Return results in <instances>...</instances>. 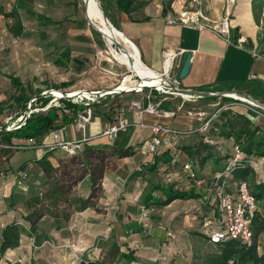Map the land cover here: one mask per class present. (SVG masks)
Returning a JSON list of instances; mask_svg holds the SVG:
<instances>
[{"label":"rangeland","instance_id":"1","mask_svg":"<svg viewBox=\"0 0 264 264\" xmlns=\"http://www.w3.org/2000/svg\"><path fill=\"white\" fill-rule=\"evenodd\" d=\"M15 1L0 0V7L10 11ZM104 1L106 0H99L100 5ZM138 1L145 3V6L137 10L136 14L142 17L145 14L150 16L161 14L162 7L169 3V13L175 14V9L176 11L189 9L190 0ZM211 2L213 8H210ZM172 3H175V8H171ZM254 3L253 16L257 26L255 38L258 44L256 54L257 58L264 59V0H254ZM204 4L209 6V13L217 9L218 5L222 4V0H206ZM29 8L50 19L64 21L60 25L44 26L37 21L35 16L19 10V18L24 27L23 35L13 37L10 32V26L13 25L12 20L0 14V102H4L0 113V128L2 126L12 128L18 119L10 120V117L14 116L18 110L17 106L8 100L14 92L7 78L12 73L23 83L30 82L33 89L42 90V94L50 93L51 103L57 106L59 105L58 99L62 97L57 96L60 93L112 91L122 85L124 78L129 79L126 83L127 87L141 81L127 66L118 63L110 55V46L99 32L92 29L86 18L83 0H32ZM107 9L110 16L120 17L121 13L116 11L113 4L107 2ZM240 18L246 21L245 16L241 15ZM231 19L232 13L229 15V20ZM92 30L98 34L94 36ZM112 47L117 49L115 45ZM66 48H69L71 57L86 61L80 73H76L71 61L66 66L57 65L59 61L64 63L62 53ZM70 79L74 82L72 86L58 90L52 88ZM261 82L264 84V81ZM144 92H147V89ZM133 93L136 92L124 89V91L109 96L112 100L116 95L114 99L117 98V100L113 104L109 100L107 105L100 106L99 102L95 101L99 106L93 109L108 112L110 121L116 122L120 115L117 108L125 107L126 109V105L131 100L141 98V96H133ZM242 93L245 94L244 91ZM184 97L175 100L180 106H184L185 115L192 113L190 116L195 119L193 120L194 125L199 123L202 117H204L202 120L204 122H206L204 119L208 121L215 119L219 111L227 107L236 113L248 115L252 121H258L259 117L264 120V114L261 112L263 110L250 105L249 102L248 104L245 100L229 97L239 102L230 103L224 101L222 97L209 100ZM73 99L78 104L83 103L78 97ZM38 106H34L36 108L34 111H40ZM27 107H30L29 103ZM114 107L117 110L113 109ZM45 109L41 110L45 111ZM29 111L31 110L28 109L26 113ZM174 111L178 110L174 109ZM95 117L97 116L91 114L90 121ZM122 117L130 119L127 110L124 111ZM80 123L78 115L77 125ZM87 124L85 123V128ZM207 128L208 124L204 125L202 130H198L196 136L193 133L189 134L191 139L188 138L189 136L177 135L173 137L176 139L170 138L169 142L162 146V152L169 149L170 154L176 157L174 160L176 165L171 162L169 166L161 165L155 171H149L148 167L152 164L153 157L157 155L148 152L149 140L142 149L143 153L134 159L110 158L105 173L111 170L117 176L115 189L109 194H104L103 177L101 192L95 202V207L73 212L67 221H60V223L54 222L49 215L44 216L38 224L39 244L30 234L28 224L24 220L27 214L24 202L32 194L42 191L44 180L36 165L26 168L27 177L21 181L23 189L17 184L11 188L7 196L0 195V230L4 224L14 221H18V225L22 228L18 250L5 253L0 264H102L105 251L112 242H116L122 251H132L135 257V260L130 263L121 260L113 264H206L207 257L216 251V247L208 244L203 235V223L211 215L212 206L209 204L212 197L206 194L207 188L209 189L208 183L216 173L215 166L209 163L204 170L197 173L196 190L198 192L203 190L206 193V199L210 202L205 205L202 201H197L200 205L198 209L174 205L167 208L152 207L147 210L141 204V197L147 188L144 182L172 184L181 190L190 188L191 182L185 177L186 173L181 170L185 157L180 155L178 149L182 144L196 139L197 135L206 134ZM261 128H264V124ZM78 129L80 135L85 130L79 125ZM79 138L80 136L77 135L74 141H78ZM0 144L7 145L5 142H0ZM232 144L231 140L220 142V154L228 157L222 163L230 159ZM82 149L76 153H80ZM55 153L57 155L51 156L54 165H57V160L67 155L76 154L62 151L60 148L55 150ZM4 161H8V156H5L3 148H0V163ZM16 161L17 159L13 158V162ZM7 167L10 169L9 166ZM135 173L139 174L135 176ZM263 178L264 175L259 177L253 171L247 180L252 188V185L261 182ZM76 193L77 187L73 192V197H77ZM134 226H140L141 231L134 230ZM259 242L264 243V233L259 237Z\"/></svg>","mask_w":264,"mask_h":264},{"label":"trees","instance_id":"2","mask_svg":"<svg viewBox=\"0 0 264 264\" xmlns=\"http://www.w3.org/2000/svg\"><path fill=\"white\" fill-rule=\"evenodd\" d=\"M32 0H16L13 8L10 11H6L0 7V14L6 19H11L13 25L10 26V32L13 37H19L23 35L24 27L19 18V10H24L35 16L37 21L41 25H60L64 20H53L45 15L35 13L29 8V3ZM107 2L114 5L118 13L125 14L129 19H132V15L140 8L145 6L144 2L138 0H106L101 2V9L104 15L109 20L114 28L120 31L119 18L110 16L107 9ZM170 12V3L162 7L161 15L165 17ZM148 20V17L142 19V21ZM92 34L96 36L98 33L92 30ZM236 36L234 37V41ZM64 57V63H57L58 66H66L68 62H72L76 73H80L84 68V62L75 57H71L69 48H66L62 53ZM13 88V94L10 95L8 100L11 104L17 106V111L14 116L10 117V120H16L20 116H23V120L14 125L10 130H6V126L0 128V142H5L7 145H11L12 138L20 139H34L38 145V140L45 135L49 130L55 128V122L59 119L63 124H73L78 115L85 109L90 108L92 116H103L105 119L109 118L108 112L95 111L93 108H98L97 103H88V105L78 104L74 102V99H68L61 97L58 99L59 105L51 103L52 95L48 92L42 94V90L33 89L32 84L23 83L15 74L7 76ZM74 84L73 80H67L54 85V90L68 88ZM196 91H237L243 92L245 95L251 96L254 99L264 103V84L256 79H249L248 81H230L219 85L217 87L202 86L194 89ZM154 95H159L153 91ZM109 96L98 99L100 106H105L109 102ZM113 96L110 103L113 104L116 100ZM217 97L203 98L205 100L216 99ZM33 99V101H30ZM224 101L230 103H239L236 99L229 97H222ZM30 107H27V104ZM4 102H0V113L2 112ZM39 105L37 108L40 111H34V106ZM46 108L45 111L41 109ZM112 108V106H110ZM31 110L28 116L26 112ZM159 109L165 112L174 111V108L168 101L161 100L159 102ZM264 114V111H261ZM208 121V119H205ZM202 127V126H201ZM206 134L197 135L198 137L192 139L187 144H182L179 147L180 155L185 157V161L181 165L186 175L185 177L193 183L194 186L188 190H181L175 188L172 184H154L147 183V188L141 197V204L143 208L150 209L151 207H165L174 200H196L202 201L203 204H209L206 199L208 195H203L196 190L195 184L197 182V173L204 170L206 165L212 163L215 166L216 171L223 169L226 162L223 160L228 158L226 155H221L219 151L220 142L225 140L232 141L243 154L244 159L241 164L238 165L226 182L228 185L227 191L234 192L238 184L248 179L250 174L253 173V168L248 164L247 160L251 158H264V128L256 125L252 119L243 113H236L229 108L221 109L217 114V117L208 122V128ZM198 130H194L192 133L196 136ZM4 155L8 156L13 151L10 149H3ZM53 149L43 154L34 164L38 167L43 177V189L40 193H34L29 196L24 206L27 210V214L24 216V220L28 224L29 232L37 240V244L40 243V235H38V224L40 220L49 215L53 218L54 222L60 223V221H67L73 212L84 211L88 208L95 207V202L99 198V194L102 188V180L105 170L107 169V163L110 158H128L135 154V150L131 147H114L110 145H102L101 147H95L86 145L83 147L80 153L69 154L63 159L57 160V165H54L49 158L52 156ZM232 155V154H231ZM175 158L173 154H170L169 149H165L159 155L153 157V162L149 165V171H155L161 165L169 166L171 162L175 164ZM191 162V169L184 170L185 162ZM5 161L0 163V167H5L6 172H10L5 165ZM25 171L26 166L20 167ZM255 172V171H254ZM139 174V173H136ZM88 177L91 183L89 194L85 197H73V192L77 185ZM264 179V178H263ZM248 181V180H247ZM214 178L210 179L209 187L212 186ZM250 185V184H249ZM250 192L255 199L261 204V211L256 213L252 218V241L250 244H245L239 240H228L221 244H210L207 236H205L207 243L214 245L216 251L213 252L206 259V264H264V243L259 242V237L264 233V180L250 185ZM212 206L211 215L215 213V203L211 199L209 206ZM141 227L134 226V230L141 231ZM22 228L15 222L5 224L0 230V260L4 257L5 253L16 250L21 241ZM125 260L128 263L135 260L134 253L132 251H122L120 246L116 242H112L108 249L105 251L104 262L102 264H113L117 261ZM10 264V263H9Z\"/></svg>","mask_w":264,"mask_h":264},{"label":"crops","instance_id":"3","mask_svg":"<svg viewBox=\"0 0 264 264\" xmlns=\"http://www.w3.org/2000/svg\"><path fill=\"white\" fill-rule=\"evenodd\" d=\"M200 2V8L212 21L209 28L197 29L196 27L179 24L170 25L165 21L166 16L163 17L161 14H155L153 16L145 14L142 17H138L136 12L132 15V19H129L125 14L121 13L119 17L120 32L134 45L141 63L154 73L162 74L169 69L170 75L178 78V73L184 63L186 54L191 53L190 71L184 79H178L182 89L194 90L206 85L217 87L230 81H248L252 77L253 79L264 81V59L257 58L256 54L258 44L255 38L257 26L253 16L254 0H235L234 3L229 4L227 0H222V4L218 5L217 9L209 13V6L207 7L204 4L206 0H200ZM174 6L175 3H172L171 8H175ZM211 7L213 8L212 2ZM180 10L182 9L178 11ZM178 11L175 9V12ZM231 13L232 19L229 20L231 24L230 35L228 37L219 35L214 29L218 27L219 22L222 21L226 14L231 15ZM241 15L246 17V21L240 18ZM145 17H148V20L142 21ZM235 36L236 40L234 41ZM165 53L168 55L175 54L176 56L174 60H171L165 56ZM133 96H142V93L136 92L133 93ZM177 98L181 97L174 95H153L150 101L152 103H158L161 100L168 101L174 109L178 110L171 111L175 116L164 117L149 113L138 114L128 110L130 119L128 120L126 117H123L126 121V128L120 131L114 139L101 136L102 132L114 123L110 121V116L108 119H105L103 116L93 118V120L89 121L86 128H84L85 130L81 135L78 131L79 124L77 125V119L73 124H63L59 119L55 122L56 127L49 130L38 140L37 148L19 151L14 150L8 155V161L5 165L9 166L11 171H17L24 165L26 168L35 166L34 162L47 151L53 149L52 155H57L55 150L59 148L50 147L54 134H58L62 141H74L77 135L78 137L80 136L78 139L80 149L86 145L95 147H101L102 145L123 148L131 147L135 150V154L128 158L134 159L143 153L142 149L145 147V143L150 140L152 126L155 124L164 125L176 132L194 131L202 126L204 117H202L201 121H198L199 123L194 125L195 122L193 120L195 119L190 116L192 113L185 115L184 106L179 105V102L175 100ZM254 122L260 127L264 124V120L260 117L258 121L256 120ZM179 136L181 137L182 135ZM173 137H177V135H165L164 145ZM188 138L191 139L190 136ZM18 141L12 138L11 143L13 144ZM13 158H16L17 161L13 162ZM257 159L260 160V166L255 173L259 177H263L264 159ZM49 160L53 163L51 157ZM215 172L217 171L215 170ZM136 175L138 174L135 173ZM116 178L117 176L114 175L113 171H106L103 181L104 194H109V192L115 189L117 183ZM4 185L7 196L11 188L17 185V182L13 176H6ZM144 185L147 186V183L144 182ZM22 186L20 185V188ZM90 186L89 178H84L77 186V197L85 198L89 194ZM192 186H194L193 183L190 184V188ZM199 193L205 194L203 190ZM174 205L195 209L200 208L197 201L192 199L174 200L165 207ZM14 222L18 224V221ZM13 252L15 250L9 251V253Z\"/></svg>","mask_w":264,"mask_h":264},{"label":"built area","instance_id":"4","mask_svg":"<svg viewBox=\"0 0 264 264\" xmlns=\"http://www.w3.org/2000/svg\"><path fill=\"white\" fill-rule=\"evenodd\" d=\"M229 3H234L235 0H227ZM201 2L200 0H191L189 9H182L175 14L168 13L165 17V21L170 25H185L196 27L197 29L209 28L212 23L210 17L200 8ZM230 21L229 15L226 14L222 19L221 23L216 27V32L219 35L226 36L230 35ZM165 56L171 60H174V55H168L165 53ZM156 75L159 78V83L153 86H147L145 88H141L138 83L132 87L128 91H135L142 93V96L139 100H132L125 107H119V117L116 119L112 125H110L107 129H105L101 136H105L109 139H114L117 137L120 131H123L126 128V121L122 117V114L125 110H131L134 113L142 114H156L164 117L173 116V112H165L159 109V102L152 103L151 98L154 95L153 91H155L159 95H174L179 96L181 98H185L179 93V89H182L179 85V80L176 77H172L170 75L169 69H167L164 73ZM161 77H160V76ZM134 89V90H132ZM147 89V92H144ZM127 90V89H126ZM94 92V91H89ZM100 92V91H97ZM111 94H98L92 95L88 94V96H77L82 104L88 105L90 102L98 101L99 98H104L106 95ZM84 99L86 101H84ZM244 101V100H243ZM250 105L255 106L252 102L245 100ZM248 103V104H249ZM228 108V107H227ZM31 111L26 113V116L29 115ZM91 117V109L87 108L83 111L82 114H79V118L81 123L79 126L84 129L85 123H89ZM23 120V116H20L16 120V124ZM209 121H206L202 124L198 130H202L204 125L206 126ZM15 124V125H16ZM13 127V126H12ZM19 127L18 125L15 126ZM11 129V128H7ZM193 131H182L176 132L173 131L164 125L155 124L152 126V136L147 143V150L150 154L159 155L162 151V146L164 145V136L168 134L172 135H182L188 136ZM85 140V139H83ZM51 148L58 147L62 151L68 153H76L80 151L79 142L73 140H65L62 141L58 134L53 135V142L50 144ZM0 148L3 149H11V150H28L37 148L36 140L34 139H20L18 142H15L11 145H3L0 144ZM244 159L243 154L240 150L233 145L232 147V155L230 159L225 163L222 170L217 171L213 176L214 182L212 186L208 189V197H212L215 203V213L203 223V233L207 236L208 242L210 244H221L228 240H239L245 244H250L252 241V218L258 212H260V202H258L255 197L250 192V185L247 180L242 181L238 184L236 190L232 193L227 191L228 185L226 182L227 177L231 175L234 169L241 164V161ZM264 159V158H261ZM248 164L251 165L254 171H256L260 166V160L254 158L253 160H247ZM191 162L187 161L184 164V170L191 169ZM5 167H0V195L2 197L6 196V187L4 185V181L6 176H13L16 180L17 184L21 185V181L26 179L27 173L22 170L17 171H5ZM264 180V179H262ZM23 189V187H21ZM168 235L170 233H167Z\"/></svg>","mask_w":264,"mask_h":264},{"label":"bare ground","instance_id":"5","mask_svg":"<svg viewBox=\"0 0 264 264\" xmlns=\"http://www.w3.org/2000/svg\"><path fill=\"white\" fill-rule=\"evenodd\" d=\"M86 17L101 32L107 44L110 46L109 53L118 63L128 67L130 71L141 78L139 83L145 86H153L159 83V78L153 71L147 69L140 61L134 45L129 42L118 30L113 29L105 20L99 0H83ZM86 7V8H85ZM113 45L117 49H113ZM140 80V79H139ZM128 78H124L119 89H127ZM134 86V85H132ZM131 86V87H132ZM82 96H88V92H77ZM73 94V93H71ZM75 94V93H74ZM61 97L62 94H58ZM235 97V95H231ZM169 117V115H168Z\"/></svg>","mask_w":264,"mask_h":264},{"label":"water","instance_id":"6","mask_svg":"<svg viewBox=\"0 0 264 264\" xmlns=\"http://www.w3.org/2000/svg\"><path fill=\"white\" fill-rule=\"evenodd\" d=\"M86 8V7H85ZM102 11V14L105 18V20L107 21V23L109 25H111V27L113 29H116L112 26V24L109 22V20L106 18V16L104 15L103 13V10L101 9ZM87 18V17H86ZM88 19V18H87ZM89 21V20H88ZM90 25L92 27V29L96 30L97 32H99L101 34V32L92 24V22H90ZM117 30V29H116ZM120 32V31H119ZM121 33V32H120ZM122 34V33H121ZM130 42V41H129ZM190 59H191V53H187L186 54V58L184 60V63L182 65V67L180 68V71L178 73V79H184L189 71H190V67H191V64H190ZM138 76V75H137ZM160 76V75H159ZM139 77V76H138ZM161 77V76H160ZM140 78V77H139ZM141 79V78H140ZM140 87L141 88H145L147 86L143 85V84H140ZM134 90V89H132ZM120 91H124V89H114L112 91H100V92H97V91H94V92H88V94H92V95H98L100 93L102 94H116ZM179 93L182 95V96H186V97H190V98H209V97H232V98H237L239 100H248L250 102H252L255 106H257L258 108H260L261 110L264 111V103L260 102L259 100L257 99H254L253 97L251 96H248V95H245L243 93H240V92H237V91H216V92H211V91H196V90H188V89H179L178 90ZM53 93V91H52ZM79 95H82V94H77V93H62V97H66L68 99H73ZM231 95H235V97L231 96ZM6 130H10V129H6Z\"/></svg>","mask_w":264,"mask_h":264}]
</instances>
